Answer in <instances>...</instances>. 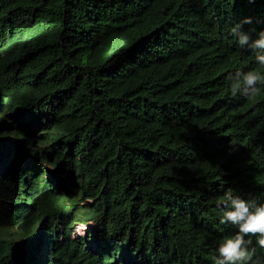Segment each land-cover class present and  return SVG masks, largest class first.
Returning a JSON list of instances; mask_svg holds the SVG:
<instances>
[{"label": "trees", "instance_id": "obj_1", "mask_svg": "<svg viewBox=\"0 0 264 264\" xmlns=\"http://www.w3.org/2000/svg\"><path fill=\"white\" fill-rule=\"evenodd\" d=\"M244 17L264 0H0V264H214L224 192L264 202Z\"/></svg>", "mask_w": 264, "mask_h": 264}, {"label": "clouds", "instance_id": "obj_2", "mask_svg": "<svg viewBox=\"0 0 264 264\" xmlns=\"http://www.w3.org/2000/svg\"><path fill=\"white\" fill-rule=\"evenodd\" d=\"M245 24H253V18L244 17L230 31L241 48L247 46L255 51L254 67L246 71L237 69L229 72L225 79L231 95L247 97L264 86V28L252 29L255 32V39H252L249 32L243 30ZM217 207L222 210L220 223L235 226L237 231L218 241L213 256L214 264H264V261L253 259L255 249L251 246L252 237H255L256 245L264 248V202L245 198L229 189L219 199Z\"/></svg>", "mask_w": 264, "mask_h": 264}, {"label": "rangeland", "instance_id": "obj_3", "mask_svg": "<svg viewBox=\"0 0 264 264\" xmlns=\"http://www.w3.org/2000/svg\"><path fill=\"white\" fill-rule=\"evenodd\" d=\"M38 147L43 148L44 146L39 145ZM44 170L46 173H49L52 169L51 165H43ZM88 202H91V200H89ZM84 226V227H81ZM95 227V222L91 221L89 223L86 224H79L76 228H75V232L73 233L72 237H77L78 235H87L89 233V229H92ZM41 233H38L36 242L39 241ZM96 243V241L94 239H91L89 242V245L94 246Z\"/></svg>", "mask_w": 264, "mask_h": 264}]
</instances>
